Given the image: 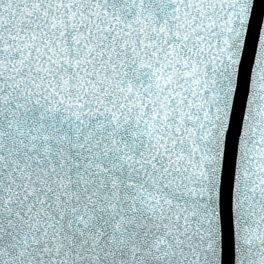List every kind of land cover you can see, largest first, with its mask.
<instances>
[{"label":"snow or ice","instance_id":"snow-or-ice-1","mask_svg":"<svg viewBox=\"0 0 264 264\" xmlns=\"http://www.w3.org/2000/svg\"><path fill=\"white\" fill-rule=\"evenodd\" d=\"M254 0H0V264H264Z\"/></svg>","mask_w":264,"mask_h":264},{"label":"water","instance_id":"water-1","mask_svg":"<svg viewBox=\"0 0 264 264\" xmlns=\"http://www.w3.org/2000/svg\"><path fill=\"white\" fill-rule=\"evenodd\" d=\"M254 20L258 23L260 19H264V0H254ZM232 257L225 253V264H230Z\"/></svg>","mask_w":264,"mask_h":264}]
</instances>
